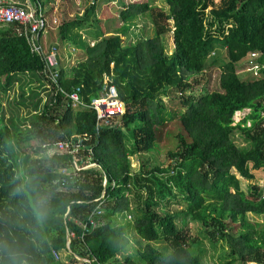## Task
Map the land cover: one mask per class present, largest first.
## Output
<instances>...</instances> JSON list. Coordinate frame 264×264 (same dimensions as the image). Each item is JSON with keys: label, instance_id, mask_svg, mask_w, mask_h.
I'll return each instance as SVG.
<instances>
[{"label": "trees", "instance_id": "obj_1", "mask_svg": "<svg viewBox=\"0 0 264 264\" xmlns=\"http://www.w3.org/2000/svg\"><path fill=\"white\" fill-rule=\"evenodd\" d=\"M164 2L167 11L136 0L120 13V34L93 47L74 32L81 23L64 22L60 36L85 60L70 71L60 62L57 80L18 27L0 28V86L6 95L16 84L20 90L9 102V126L6 112L0 126V264H66L54 253L68 251V237L71 264H204L201 239L177 227L183 215L213 247L229 246V264H264V224L246 219H264V188L251 183L264 181V0ZM144 16L153 38L123 45L130 23ZM252 54L257 74L242 80L238 68ZM214 66L220 91L207 93ZM111 85L126 112L99 126L90 104ZM77 87L82 104L74 107L69 95ZM161 97L177 105L176 147L163 151L165 162L135 172L130 157L162 152ZM24 128L29 135L21 137ZM236 132L248 148L236 145ZM60 145L69 148L43 158ZM90 151L96 167L77 170L74 160L84 164ZM132 211L141 217L123 223Z\"/></svg>", "mask_w": 264, "mask_h": 264}, {"label": "rangeland", "instance_id": "obj_2", "mask_svg": "<svg viewBox=\"0 0 264 264\" xmlns=\"http://www.w3.org/2000/svg\"><path fill=\"white\" fill-rule=\"evenodd\" d=\"M44 4L47 7V15L50 20V26L54 31H47L43 36V44L49 46L45 47V49H51L50 47L57 42L55 45L58 50V61L62 62V68L70 71L72 68L76 67L78 63L83 62L85 60L83 56V52L74 47L70 42L63 41L62 36H60L61 28L64 22L69 21H77L82 24V27L78 30H74L78 36L81 37L82 42L89 46L93 47L96 44L100 43L103 38H109L120 34L119 31L122 29V22L120 21V13L121 11L136 2V0H98L96 13L89 11L90 7L95 4L96 0H43ZM141 2H148L151 8L163 9L165 11L168 10L167 5L164 0H139ZM56 20V21H55ZM170 27H171V22ZM131 29L125 32L123 36H125L126 42L123 45H128L129 42L132 44H138L144 42L146 40H150L154 36L153 23L148 19V16L140 17V19L132 21L130 23ZM51 29V30H52ZM122 33V32H121ZM128 41V42H127ZM163 45L165 49V53L167 56H170L174 50L173 46V38L172 32L168 33L164 40ZM256 58V57H254ZM253 57L248 58L245 62L240 64L238 68L240 78L242 80H249L255 78L257 74V68L255 59ZM219 67H212L208 71L207 81L203 85V88H206V92L220 91L219 86V76H220ZM250 76V77H249ZM107 83H108V79ZM38 85H33V88H36ZM20 90L19 85L16 84V89L14 93L8 92L5 94L3 87L0 86V100L2 104L1 112H0V126L1 120L4 112H6L5 116V124L9 126L7 120L10 118L9 112V102H15L19 100ZM161 101L163 105L166 106L167 110L163 113V118L165 119V126L160 130V134L157 137V141L160 149H162V154H157L153 152V154L130 157L131 168L135 172H140L144 169V165L146 166L145 171L148 169L151 170L158 165V162H165V153L176 147V140H174L173 133L176 130H180L175 120V116L171 113L177 110V105H173L170 99L161 97ZM185 112V110H184ZM171 113V114H170ZM122 114V113H121ZM119 114V115H121ZM251 114V111L246 110L241 113H237L234 117V125L232 127H237L242 124V122ZM247 126H251V122L247 123ZM29 131L27 128L22 130L23 134L21 137L28 136ZM20 138V137H19ZM20 138L19 140H22ZM234 141L237 146L240 148H248V143L244 140L241 133L236 132V136L234 137ZM128 142V141H127ZM128 150H132L133 146H131V142L127 144ZM54 152H50L47 155H44L43 158H51L53 157ZM252 184L259 185L264 188V181H252ZM162 208L158 211H163ZM180 207H174V210H181ZM126 219L123 221L125 224H134L137 218L141 217V214L136 211H132V213L127 215ZM247 223L251 225H262L264 224V219L261 217H257L251 214L247 215ZM177 227L185 230L186 232H190L195 238H199L202 241V244L199 248V256L202 258L204 264H229L234 261L233 258H228L227 254L230 252L229 246L226 244H219L216 247H213L208 240H204L201 235V226L195 223H192L190 218L187 215H183L180 218H177ZM131 236V232L128 233ZM155 247L161 249L162 244H153ZM135 251L131 248L126 254L132 255ZM71 251H63L59 255V260H62L66 264H71L72 259ZM78 259V257H77ZM80 260V259H79ZM78 264V263H76Z\"/></svg>", "mask_w": 264, "mask_h": 264}, {"label": "built area", "instance_id": "obj_3", "mask_svg": "<svg viewBox=\"0 0 264 264\" xmlns=\"http://www.w3.org/2000/svg\"><path fill=\"white\" fill-rule=\"evenodd\" d=\"M13 26L18 27V35L26 37L35 52L45 55L47 66L52 71V77L54 80H57L59 70L58 50L56 47H52L46 51L41 43L42 36L51 29L50 20L44 8L32 0H26L22 3L16 0H0V28ZM252 57H256V54H252ZM79 93L80 88L77 87L69 95L74 107L82 104ZM90 108L97 113L99 126L105 127L110 126L111 119L122 117L126 112L125 105L119 97L118 90L113 85L107 87L99 98H94L91 101ZM68 148L67 146L60 145L57 151L51 152H54L53 155L55 153H64ZM74 166L77 170L95 168L96 164L91 162V151L87 155L84 164L82 162L78 163V160L75 159ZM100 214H102L101 210L96 212V215ZM91 222L92 225H96L94 219ZM84 229L86 231L89 230L86 226ZM59 255L58 253H54L56 258H59Z\"/></svg>", "mask_w": 264, "mask_h": 264}, {"label": "crops", "instance_id": "obj_4", "mask_svg": "<svg viewBox=\"0 0 264 264\" xmlns=\"http://www.w3.org/2000/svg\"><path fill=\"white\" fill-rule=\"evenodd\" d=\"M16 1H18V2H25L26 0H16ZM43 8H44V11H45V13H46V15H47V7H46V5L44 4V1H43ZM47 17H48V15H47ZM52 29V28H51ZM49 30V31H54V29H52V30ZM44 36V35H43ZM43 36H42V38H41V43H42V46H43V48L45 49V47L44 46H46V47H49V46H47V45H45V44H43ZM57 42H55L50 48H52V47H57L55 44H56ZM46 51H48L49 49H45Z\"/></svg>", "mask_w": 264, "mask_h": 264}, {"label": "water", "instance_id": "obj_5", "mask_svg": "<svg viewBox=\"0 0 264 264\" xmlns=\"http://www.w3.org/2000/svg\"><path fill=\"white\" fill-rule=\"evenodd\" d=\"M71 239H70V237H68V240H67V250L68 251H71Z\"/></svg>", "mask_w": 264, "mask_h": 264}, {"label": "bare ground", "instance_id": "obj_6", "mask_svg": "<svg viewBox=\"0 0 264 264\" xmlns=\"http://www.w3.org/2000/svg\"><path fill=\"white\" fill-rule=\"evenodd\" d=\"M118 104H119V102H118Z\"/></svg>", "mask_w": 264, "mask_h": 264}]
</instances>
